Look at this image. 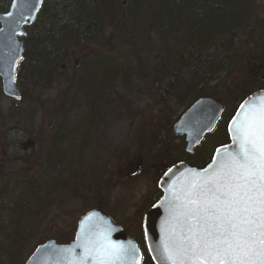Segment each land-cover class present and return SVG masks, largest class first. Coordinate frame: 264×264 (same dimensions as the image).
<instances>
[{"label":"rangeland","instance_id":"obj_1","mask_svg":"<svg viewBox=\"0 0 264 264\" xmlns=\"http://www.w3.org/2000/svg\"><path fill=\"white\" fill-rule=\"evenodd\" d=\"M11 1L0 0V12L6 11ZM254 3V17L258 25L264 28V0H254ZM125 5L128 7L131 3L127 0ZM249 26L252 27L253 23ZM110 31L108 28L107 36ZM112 45L111 49L103 45H97L96 48L98 51L110 50L107 54L112 56L120 53L119 57L125 52L126 55L121 57H128L130 63L137 62L136 51L142 49V61L149 66L155 64L159 56L155 52L161 48L156 33H150L148 38L144 35L131 45ZM254 48L251 47L247 54L246 67L252 83L256 84L264 78V47L260 50ZM81 50H73L61 60L52 85L41 83L43 81L35 85L22 76L20 79L23 80L18 84L21 98L18 100L3 93L0 78V191H10V196H15L19 191L13 187L14 183L28 187L24 191L36 186L44 191L40 192L39 200H42L38 203H25L26 214L21 215L15 212V206L8 198L2 199L8 193L0 196V244L7 245L14 253L16 264H25L35 247L44 241L54 238L59 241L71 240L78 220L92 207L102 205L121 220L129 216L134 217V220L140 219L157 197L159 176L172 164L165 159L164 154L157 152L156 142L152 138L155 130L158 133L159 126L164 125V119L158 113V103L167 84L159 75L155 77L151 74L144 75V78L135 75L127 90L121 86L122 81L113 82L111 87L117 89L111 98L114 100L124 96L126 106L115 102L113 111H107L106 122H101L99 126L97 124L93 134L87 135L82 129L87 144L79 146L75 152L77 156L82 154L80 159L75 158L74 163L68 166L67 160L61 156L62 160L56 164V155H63L73 148H65L63 141L74 136L57 135L58 122L62 119H58L57 114L62 110L67 111L68 116H64V120L68 133L74 128L75 122L81 121L76 114L78 110L65 108L77 87H82L79 82L76 83L82 75ZM147 50L149 53H146ZM155 79L162 81L157 82ZM233 82L246 93V86L238 77H224V84L217 90V99L224 102L226 112L217 130L206 136L202 145L191 155V161L200 164L208 162L215 149L224 143L226 125L240 97V90L232 87ZM224 85L228 93L223 91ZM97 88L95 97L110 100L104 90L98 86L95 90ZM169 107L173 112L168 117L172 118L180 109L175 104ZM163 134L166 140L164 151L167 154H171L174 144L185 147L183 139L176 140L174 137L173 125H164ZM129 168H132L131 172L122 174L123 170ZM132 173L133 176H128ZM70 174L72 176L66 178ZM10 222H19L24 232L18 234L19 230L13 224L10 226ZM144 264H153L148 253L145 254Z\"/></svg>","mask_w":264,"mask_h":264},{"label":"trees","instance_id":"obj_2","mask_svg":"<svg viewBox=\"0 0 264 264\" xmlns=\"http://www.w3.org/2000/svg\"><path fill=\"white\" fill-rule=\"evenodd\" d=\"M128 1L131 6L126 7L124 4L127 0H45L36 22L24 37L25 51L17 73L18 84L23 80L20 79L23 76L35 85L40 81L48 86L52 85L61 60L71 51L82 49L79 53L82 75L76 80L82 87L77 89L82 90L85 87L86 77L91 81L98 79L102 84L101 90L110 97L112 107L114 108L116 104L125 107L124 96L115 98L116 100L111 98L117 89L111 87L113 82L122 81L121 86L127 90L135 75L143 78L148 74L155 77L159 75L167 85L158 103L160 106L158 113L162 115L164 125L170 126L176 121L173 118L179 117V111L185 110L196 99L201 97L217 99V90L224 84V77L227 75L229 78L238 77L246 86L245 93L241 91L242 87L233 82L232 87L240 90L236 107L252 92L264 89V78L253 84L246 67L250 48L260 50L264 47V28L258 25L254 17V0ZM251 22L252 27L249 26ZM108 28L111 29L109 36L106 34ZM72 29L75 31L71 32ZM150 33L158 34L161 43V48L155 52L159 56L154 65L143 63L142 49L136 51L137 62L130 63L128 57H121L126 55L125 52L120 59V53L112 56L107 54L110 50L98 51L96 48L97 45H103L111 49L112 43L115 46L117 43L123 46L131 45L144 35L148 38ZM85 35L88 37L95 35V40L87 44L81 42ZM146 53H149L148 50ZM101 75L105 78L106 75H110L112 79L108 81L105 79V82H102ZM159 80L162 81L158 79L157 82ZM224 87L225 85L223 91L228 93V88ZM174 104L180 110L178 113H172V118H169V114L173 112L169 105ZM66 112L62 110L58 113V119L67 118ZM64 123L67 122L64 120ZM164 125L159 126L158 133L156 129L152 136L157 145V152L164 154L169 163H174L177 159H186L190 164L198 165L199 162L191 161V156H185L184 146L178 143L173 145L171 154L164 151L166 149ZM65 135H74L63 141L65 148L69 146L73 148L63 155L62 153L56 155L55 160L58 164L62 156L65 161L67 160L68 166H71L74 157L77 156L75 154L77 148L82 146L77 142L82 133H79L78 128L72 129L70 133L65 132ZM24 188L28 189L22 187L18 194L14 193L16 197L10 196L12 195L10 191H0V196L8 193L4 198L3 196L0 198H8V201L14 204L15 212L20 215L26 214L24 206L26 202L38 203L42 200H39L40 192H44L37 186L29 189L30 191H24ZM18 195L20 197L17 198ZM12 224L19 230L18 234L24 232L19 222H10V226ZM15 259L16 256L8 246L0 244V264H16ZM144 262L145 257L143 264Z\"/></svg>","mask_w":264,"mask_h":264},{"label":"water","instance_id":"obj_3","mask_svg":"<svg viewBox=\"0 0 264 264\" xmlns=\"http://www.w3.org/2000/svg\"><path fill=\"white\" fill-rule=\"evenodd\" d=\"M43 4L44 0H12L9 10L0 12V78L3 92L8 97H20L16 77L24 57L25 43L21 38L26 35V26L35 21ZM257 97H264V90L251 93L239 105L228 124L230 142L218 147L206 166L198 168L183 161L178 162L160 178L162 196L145 214V240L154 264H171V261L165 259L163 246L182 230L187 234L190 223L185 216L179 215L184 209L176 206L183 203L184 193L193 181L202 182L208 178L226 147L231 151L236 150L232 142V121L242 111L241 105ZM223 112L224 104L221 101L202 97L180 116L174 124L173 132L176 136L185 137L188 153H193L205 136L216 128ZM178 196L181 199H176ZM111 246H135L139 256L136 264L142 263L143 254L138 243L111 215L97 208L79 219L71 243L61 244L48 240L36 247L25 264H81L82 258L86 264H101L102 260L104 264H122L120 260L105 255V249ZM123 264L128 262L124 261Z\"/></svg>","mask_w":264,"mask_h":264},{"label":"snow or ice","instance_id":"obj_4","mask_svg":"<svg viewBox=\"0 0 264 264\" xmlns=\"http://www.w3.org/2000/svg\"><path fill=\"white\" fill-rule=\"evenodd\" d=\"M241 109L231 128L236 150L226 147L208 178L193 181L176 206L190 223L187 234L163 246L171 264H264V97ZM105 255L122 264L139 259L135 246H111Z\"/></svg>","mask_w":264,"mask_h":264},{"label":"bare ground","instance_id":"obj_5","mask_svg":"<svg viewBox=\"0 0 264 264\" xmlns=\"http://www.w3.org/2000/svg\"><path fill=\"white\" fill-rule=\"evenodd\" d=\"M74 31L75 29L71 30V32H74ZM94 40H95V35H91V37H88V35H85L81 38V42L85 44H87L89 41H94ZM101 77L103 78L102 82H105V79L107 81L111 79V77L107 75H106V78L104 77V75L103 76L101 75ZM94 82H92L91 80L88 79V77H86L85 87L82 90L81 88L77 89L75 91V94L72 96V98L69 99L68 105L65 107L71 110H74V109L78 110L76 114L77 116H79L81 121L75 122L73 124L74 128L73 127L72 128L74 130L80 126L79 133L83 134V130H84L87 132V135L88 133L93 134V130H95V128L97 127V124L99 126L101 122H106V119L108 117L107 111H111L113 109L112 101L110 100L106 101L107 99L106 97L102 98L99 96H96V97L94 96V92L97 93V90H98V88L96 90L95 88L97 86L99 87V89L102 88L101 81L96 79L94 80ZM58 125H59V129H58L57 135L65 136V132H68L66 131L67 124L61 120L58 122ZM77 142L80 143L81 145L87 144V142L83 138V135L79 137ZM79 155H80L79 157L77 156L74 157L73 160L75 161L78 158L80 159L82 154H79ZM71 176L72 174L68 175L66 178H70ZM13 187L18 190L22 189V185L18 183H14Z\"/></svg>","mask_w":264,"mask_h":264},{"label":"flooded vegetation","instance_id":"obj_6","mask_svg":"<svg viewBox=\"0 0 264 264\" xmlns=\"http://www.w3.org/2000/svg\"><path fill=\"white\" fill-rule=\"evenodd\" d=\"M132 168H129L127 170H123L122 174L131 172ZM133 175H134V173L129 174L128 176H133ZM156 195H157V197L151 202L150 206L146 209V211L152 206L154 201L159 198V196H160L159 189H157V194ZM99 206L103 207L102 205H99ZM106 211L115 218L116 222L118 224H120L123 227V229L132 238H134L136 240L140 239L141 242L144 240V214H145L146 211L143 213V215L141 216L140 219H136V220H134V217H130V216L126 217V218H123L121 220V219H118L117 216L114 213H112L111 211H108V210H106Z\"/></svg>","mask_w":264,"mask_h":264}]
</instances>
